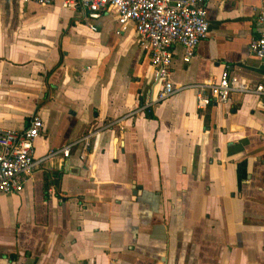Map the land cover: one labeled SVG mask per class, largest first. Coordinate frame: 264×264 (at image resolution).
Returning a JSON list of instances; mask_svg holds the SVG:
<instances>
[{
    "label": "crops",
    "instance_id": "1",
    "mask_svg": "<svg viewBox=\"0 0 264 264\" xmlns=\"http://www.w3.org/2000/svg\"><path fill=\"white\" fill-rule=\"evenodd\" d=\"M259 4L206 0L190 60L172 47L177 90L142 107L159 85L114 10L0 0V127L43 122L23 189L0 196V264H264V94L198 108L194 87L264 84Z\"/></svg>",
    "mask_w": 264,
    "mask_h": 264
},
{
    "label": "built area",
    "instance_id": "2",
    "mask_svg": "<svg viewBox=\"0 0 264 264\" xmlns=\"http://www.w3.org/2000/svg\"><path fill=\"white\" fill-rule=\"evenodd\" d=\"M49 4L54 0H32ZM206 0H62L63 7L79 6L89 17H98L108 10L116 12L119 31L131 24L138 36V45L148 53L154 68L158 90L142 107L167 99L177 90L171 80L172 47L183 49V60L189 61L199 42L208 35ZM258 31L249 42L252 54L264 61V0H259ZM92 29H95L91 25ZM196 105L205 108L210 103H226L231 92L264 94V84H255L245 76L224 70L217 80L196 84ZM42 118L36 112L29 117L26 128L15 130L0 127V196L20 192L36 164L33 144L40 135ZM99 137V130L88 131L80 139V158H86L91 137ZM70 145L61 149L69 156Z\"/></svg>",
    "mask_w": 264,
    "mask_h": 264
}]
</instances>
